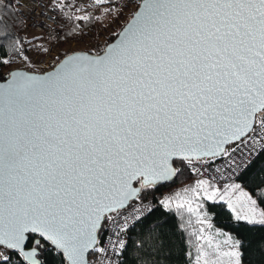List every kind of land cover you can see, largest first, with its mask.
I'll return each instance as SVG.
<instances>
[{"label":"snow or ice","instance_id":"6c2138e0","mask_svg":"<svg viewBox=\"0 0 264 264\" xmlns=\"http://www.w3.org/2000/svg\"><path fill=\"white\" fill-rule=\"evenodd\" d=\"M185 211L188 264H264V0H0V264H171Z\"/></svg>","mask_w":264,"mask_h":264},{"label":"trees","instance_id":"16d2710c","mask_svg":"<svg viewBox=\"0 0 264 264\" xmlns=\"http://www.w3.org/2000/svg\"><path fill=\"white\" fill-rule=\"evenodd\" d=\"M23 31H21L20 34L24 36ZM110 39L111 35L107 40ZM193 178L194 176L192 174L186 173L185 175L180 176L175 183H172L170 186L160 188L156 195L157 197H161L166 195V193H174L185 186L193 184ZM211 223L214 225V228H223L225 231H228L225 227L228 221L225 219L224 215L213 214ZM173 224L175 227L174 231L171 233V264H188L183 253L185 251L194 250L195 240L192 233L197 231L200 225L196 223V218L190 216L186 211L182 214L176 212ZM133 239H135V237H133Z\"/></svg>","mask_w":264,"mask_h":264},{"label":"rangeland","instance_id":"374dc122","mask_svg":"<svg viewBox=\"0 0 264 264\" xmlns=\"http://www.w3.org/2000/svg\"><path fill=\"white\" fill-rule=\"evenodd\" d=\"M79 14V13H78ZM129 10H125L124 16L119 19L118 22L112 23L111 18L104 20L102 23H96L94 26H90V28H86L85 31L91 30L93 33L92 37H86L83 41L77 40H68V41H57L55 45L52 47V56H45L41 58V64L44 63L47 59L49 62H54L52 57H55L58 54H62L66 50L76 49V48H87L89 46H99L103 47L105 41L110 37L111 33L117 31L124 23L125 18L129 15ZM24 37L26 40H32L33 37H36L33 40V43H41L43 46H49L47 43L48 35L41 33H26L23 31ZM43 37V40L40 39ZM40 63H38L34 70L43 68ZM18 64H13L12 67L15 68ZM194 183V180L192 181ZM178 191V190H177ZM176 192V191H175ZM170 193H166L168 195ZM222 239V237H220Z\"/></svg>","mask_w":264,"mask_h":264},{"label":"built area","instance_id":"2783aa9c","mask_svg":"<svg viewBox=\"0 0 264 264\" xmlns=\"http://www.w3.org/2000/svg\"><path fill=\"white\" fill-rule=\"evenodd\" d=\"M66 2H67V0H66ZM75 2L76 3H80L81 2V0H75ZM23 11L25 12V13H27L28 12V8L27 7H25L24 9H23ZM89 11H91V9H89ZM33 15H34V13H33ZM50 16L51 15H55V16H59V13H56V14H49ZM45 22L47 23V24H50V25H57V23H58V21L57 20H55V19H50V18H48L47 16L45 17ZM59 23H63V24H65L66 26H70V23L68 22V21H59ZM24 30H25V32L26 33H41V34H47V29L46 28H41V27H33V26H31V22H29V26L28 27H26V28H24ZM46 61L44 62V63H40V65H41V67H43V68H40V69H37V70H35V71H40V72H43V71H45V70H48V69H50L51 68V66H52V64L54 63V62H49L47 59H45ZM20 65L18 64V65H16V67H19ZM36 66H38L37 64H36ZM15 67V68H16ZM194 176V175H193ZM198 177H196V176H194V178H193V180L195 181L196 179H197Z\"/></svg>","mask_w":264,"mask_h":264},{"label":"water","instance_id":"95a60500","mask_svg":"<svg viewBox=\"0 0 264 264\" xmlns=\"http://www.w3.org/2000/svg\"><path fill=\"white\" fill-rule=\"evenodd\" d=\"M51 69V68H50ZM50 69H48V70H50ZM45 71H47V70H45Z\"/></svg>","mask_w":264,"mask_h":264}]
</instances>
